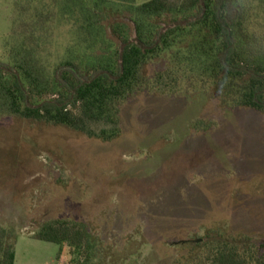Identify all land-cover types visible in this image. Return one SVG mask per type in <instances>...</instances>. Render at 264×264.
Listing matches in <instances>:
<instances>
[{
	"label": "rangeland",
	"instance_id": "1",
	"mask_svg": "<svg viewBox=\"0 0 264 264\" xmlns=\"http://www.w3.org/2000/svg\"><path fill=\"white\" fill-rule=\"evenodd\" d=\"M32 2L53 4L45 46L60 63L75 28L54 0ZM33 10L28 0H0V61L9 60L7 41L19 18ZM260 16L264 22V11ZM168 60L147 70L155 75ZM121 126L105 141L1 116L0 223L19 239L47 221L84 222L96 245L88 264H173L181 243L209 230L264 241V114L222 104L210 81L184 68L130 97ZM19 251L20 264L72 261L68 243L22 242Z\"/></svg>",
	"mask_w": 264,
	"mask_h": 264
},
{
	"label": "trees",
	"instance_id": "2",
	"mask_svg": "<svg viewBox=\"0 0 264 264\" xmlns=\"http://www.w3.org/2000/svg\"><path fill=\"white\" fill-rule=\"evenodd\" d=\"M31 2V15L19 18L21 27L7 41L9 60L0 61V117L110 141L122 131V105L130 97L184 68L210 81L222 104L264 114V0H54L60 18L75 28L74 44L57 64L45 46L47 26L56 20L53 4ZM165 57L169 66L149 73L147 66ZM33 237L68 243L69 264H88L96 255L84 222L47 221ZM17 241L15 230L0 223V264H16ZM173 264H264V241L209 230L181 243Z\"/></svg>",
	"mask_w": 264,
	"mask_h": 264
},
{
	"label": "crops",
	"instance_id": "3",
	"mask_svg": "<svg viewBox=\"0 0 264 264\" xmlns=\"http://www.w3.org/2000/svg\"><path fill=\"white\" fill-rule=\"evenodd\" d=\"M37 241H40V240L36 239L32 236H20L19 237V239L17 241V245H16V264H20V262L23 261V259H24V257H22V255H21V252L19 251L20 244H22V242L29 244V243L37 242ZM41 241H43V240H41ZM56 264H58V263H56Z\"/></svg>",
	"mask_w": 264,
	"mask_h": 264
}]
</instances>
